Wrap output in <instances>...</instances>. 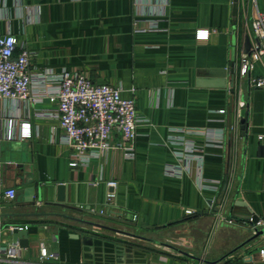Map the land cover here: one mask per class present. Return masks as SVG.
<instances>
[{
    "label": "crops",
    "instance_id": "obj_1",
    "mask_svg": "<svg viewBox=\"0 0 264 264\" xmlns=\"http://www.w3.org/2000/svg\"><path fill=\"white\" fill-rule=\"evenodd\" d=\"M234 2L0 0V37L17 38L15 53L29 49L33 95L42 94L43 73L82 72L134 96L139 118L133 157L112 148L72 167L54 103L44 94L39 102L0 101L2 136L5 119L15 120L13 137L0 140V254L18 239L11 226L28 230V247L1 264H36L42 246L53 264H264V234L250 223L264 218V156L256 154L264 87L238 74L264 0H236L235 11ZM251 74H264V53ZM23 122L30 135L20 139ZM175 136L193 143L188 162L177 158ZM178 165L180 173L167 171ZM107 180L117 182L109 203ZM56 183L66 186L64 205L46 202ZM10 187L13 199L4 196Z\"/></svg>",
    "mask_w": 264,
    "mask_h": 264
},
{
    "label": "built area",
    "instance_id": "obj_2",
    "mask_svg": "<svg viewBox=\"0 0 264 264\" xmlns=\"http://www.w3.org/2000/svg\"><path fill=\"white\" fill-rule=\"evenodd\" d=\"M251 28L255 39L252 40L250 52L240 56L238 74L240 77H246L250 86L260 88L264 87V74L254 76L251 71L254 62L264 53V11L257 10L252 19ZM17 47L18 40L14 35L7 34L0 37V101L39 102L44 94L50 102L54 103L55 116L64 132L65 140L74 149V158L69 162L72 167L86 165L91 158L101 157L112 148L122 149L128 157L134 156L136 128L139 121L134 96L125 97L121 93L120 86L96 83L82 72L65 69L58 73L48 71L40 75L37 81L42 94L33 95L34 75L30 70L31 53L24 46L15 53ZM130 91L133 93L134 88ZM219 112L224 113V109H220ZM14 121L13 117L5 119V133L2 136L3 132L0 128V140L13 137ZM180 130L203 133L191 129ZM115 134L119 137L116 141L113 140ZM205 134L209 138L215 136L212 131H205ZM29 135V123H21L19 138L23 139ZM217 136L219 139L223 137L220 133ZM262 137V135L258 136L259 139ZM177 138L173 137V142H178L183 147V151L176 152L177 158L179 161L184 159V162H188L194 155L192 154L193 143L184 136H177ZM181 167L182 165H178V169L172 167L167 171L175 175L180 173ZM105 185L107 189L105 197L109 203L116 197L117 182L107 180ZM15 194L16 190L12 187L4 190V196L8 199H13ZM191 212L190 209L186 210V213ZM218 218L221 220L224 217L219 213ZM252 226L264 228V218H258ZM16 227L22 229L26 226L16 225ZM18 248L17 241L8 245L7 251H4L3 255L0 254V264L3 261H15ZM259 253L264 258V248H260ZM54 257V253L42 246L40 260L36 264H53L46 260Z\"/></svg>",
    "mask_w": 264,
    "mask_h": 264
},
{
    "label": "water",
    "instance_id": "obj_3",
    "mask_svg": "<svg viewBox=\"0 0 264 264\" xmlns=\"http://www.w3.org/2000/svg\"><path fill=\"white\" fill-rule=\"evenodd\" d=\"M233 10L234 11L236 10V0H235V2L233 4ZM263 42H264V38H263ZM257 43H258V41H257ZM251 47H252V40L249 37V35H246L245 36V52L249 53ZM241 122L244 124L245 120L242 119ZM244 126L245 125H242L241 127L244 128ZM256 154L259 155V156H264V143L258 141L257 147H256ZM48 187H50V188L52 187L53 194H54V197L51 200H47L46 201L48 204H54V205L55 204H58V205L66 204V201H65V188H66V186H65L64 183H56V184H53V185H48ZM37 192H38V196L40 197L41 191H40L39 187L37 189ZM32 214L36 215V214H40V213H32ZM5 215L6 216L7 215L11 216V217H19V216L28 215V214L27 213H7ZM73 218L77 219L76 217H73ZM258 218L259 217L255 216V215L251 216L250 223L252 224L253 222L257 221ZM78 220H81L84 223L93 225L94 227L101 226L98 223H93V222H89V221L82 220V219H78ZM11 230H12V233L17 234V236H18L17 242H18L19 247H21V248L28 247V230L25 229V228L19 229L15 225L11 228ZM260 234H264V228H258L256 230V234L255 235H260ZM73 236L74 237H78L77 234H73ZM81 238H82V241H83L84 245L87 246V247L92 246L94 241H95V238L91 237L88 234H84Z\"/></svg>",
    "mask_w": 264,
    "mask_h": 264
}]
</instances>
